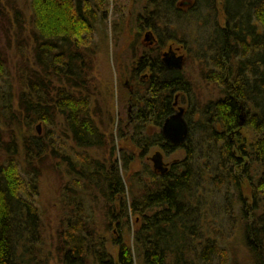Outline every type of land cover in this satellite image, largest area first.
Masks as SVG:
<instances>
[{
    "label": "trees",
    "instance_id": "16d2710c",
    "mask_svg": "<svg viewBox=\"0 0 264 264\" xmlns=\"http://www.w3.org/2000/svg\"><path fill=\"white\" fill-rule=\"evenodd\" d=\"M14 1L0 0V23L7 5L17 27L27 28L32 64L15 99L0 55V264H52L54 258L55 264H136V257L141 264H236L225 243L234 234L253 264H264V0H142L136 24L152 35L133 58L134 74L144 73L134 92L133 142L142 158L152 147L184 154L164 173L142 164L130 188L122 170L130 171L133 157L123 152L119 160L114 140L108 146L90 89L95 36L109 11L120 15L121 0H26V28ZM185 27L200 35L195 58L209 93L204 100L182 71L161 60L166 46L190 47L180 36ZM181 93L188 94L189 134L175 146L148 129L162 126ZM242 112L251 143L232 138ZM58 118L74 153H59L64 148L53 132L34 131L35 123L47 129ZM106 148L108 158L89 154ZM57 159L68 179L57 230L46 240L35 201L40 166L48 161L55 168ZM97 198L106 226H117V260L91 220Z\"/></svg>",
    "mask_w": 264,
    "mask_h": 264
},
{
    "label": "rangeland",
    "instance_id": "374dc122",
    "mask_svg": "<svg viewBox=\"0 0 264 264\" xmlns=\"http://www.w3.org/2000/svg\"><path fill=\"white\" fill-rule=\"evenodd\" d=\"M142 0H121V11L120 15L112 13L109 11L108 19L102 23L98 32L95 36L99 44L98 52L95 56L94 70L91 73L90 89L92 91V106L97 112V122L100 125V129L104 130L108 137V146L114 144L118 148L117 158L121 160L123 157L122 153L132 155L133 159L130 165V171L122 170L123 178L130 188L131 184L135 183L132 179L130 182V177L135 176L138 173L142 164H149L153 168V162L151 156H153L157 151L161 153L164 166H168V163L176 158L183 157V150H176L171 154H166L159 147H152L144 158L140 156L141 150L133 142V122L132 117L136 111V92L137 88H141L142 79L141 76H136L133 72L134 59L147 50L149 41L146 35L151 32L144 28L138 30L137 27V17L142 9ZM14 5L24 13V17L21 16L20 23L28 27L29 21V11L26 0H15ZM9 6L6 5L4 10L7 14L6 18L0 23V55L5 59L6 62V80L12 84V93L14 98L20 91L25 89V79L23 77L27 75L28 70L31 68L32 53L31 46L27 40L26 29H20L17 27L18 23L14 20L12 15V10H8ZM221 18V17H220ZM115 25L116 30L114 29ZM183 21L181 24H184ZM185 25V24H184ZM183 25V26H184ZM190 27V25H188ZM192 27V26H191ZM182 35L188 41L190 47L187 45L184 48H180L184 54V64L182 73L188 79L197 94V97L204 100L208 96L207 84L201 79V67L199 62L195 58V52L198 47V37H200L198 30H192L190 28H183ZM16 33V34H14ZM202 32H200L201 34ZM152 35V32H151ZM148 34V36L151 37ZM137 38V40H136ZM18 40V41H17ZM135 41V45L134 42ZM139 42V43H137ZM21 45L20 50L17 44ZM137 43V44H136ZM173 48L177 45H172ZM164 47L161 53L167 50ZM134 74V75H133ZM144 73H142L143 76ZM187 95V96H185ZM188 94H180L176 100L178 107H182L184 110L188 108L189 100ZM184 102H182V100ZM17 105V101L15 102ZM139 105V104H138ZM24 128H22L23 132ZM46 130H49L51 134H56L59 136L60 143H62L64 150L57 147L59 153H74L72 148V143L70 139L65 137V132L61 128L60 119H57V123L54 127L45 128L42 123H35L34 131L39 135H43ZM155 130L159 131L160 128L149 127L148 133L151 134ZM53 132V133H52ZM64 133V134H63ZM7 132L3 133L4 140H7ZM20 137L19 133L16 135ZM16 137V138H17ZM245 139L246 142L251 143L254 139L251 131L243 125L239 132L232 134V138ZM20 148V144L17 145ZM89 154L93 157L103 159L108 158L109 153L106 149H90ZM5 158V155L0 151V161ZM53 164V163H52ZM57 167L54 168V164L46 161L41 165V175L39 176L38 192L36 196V205L40 210L45 232L44 236L46 240L52 237L56 228L58 227L59 219L62 216V201L60 191L64 186V183L68 179L65 175V165L61 163V159H57ZM255 165L252 167V173L256 177ZM258 172V171H257ZM135 178V177H134ZM246 193L249 190L246 189ZM93 202V201H92ZM94 209L91 210L92 217L91 220L94 224L95 229L99 234H101L106 240V249L108 253L112 256L114 260H117V246L114 244L113 240L118 236V230L116 223H112L109 227L106 226V216L105 209H103L100 198L93 202ZM131 235L127 236V242L131 243ZM228 246L229 254L231 260L236 264H253L252 259L246 252L245 247L240 241V235L234 234L230 236L226 241ZM55 258L51 261L55 264ZM136 264H141L140 261L135 258ZM85 264H96L91 259H88Z\"/></svg>",
    "mask_w": 264,
    "mask_h": 264
},
{
    "label": "water",
    "instance_id": "95a60500",
    "mask_svg": "<svg viewBox=\"0 0 264 264\" xmlns=\"http://www.w3.org/2000/svg\"><path fill=\"white\" fill-rule=\"evenodd\" d=\"M146 38L148 39V34L146 35ZM162 62L164 66L169 69L180 71L183 68V56L176 55L173 52L172 47H169L167 51L163 52ZM183 110L184 109L182 107H178L175 114L166 118L160 128L162 136L175 146H179L184 143L189 132L188 125L183 117ZM240 118L241 121L239 126H242L244 116L241 115ZM151 160L153 162V168L156 171H159L160 173H164L166 171L160 152L157 151L153 156H151Z\"/></svg>",
    "mask_w": 264,
    "mask_h": 264
},
{
    "label": "flooded vegetation",
    "instance_id": "af4514ba",
    "mask_svg": "<svg viewBox=\"0 0 264 264\" xmlns=\"http://www.w3.org/2000/svg\"><path fill=\"white\" fill-rule=\"evenodd\" d=\"M169 47H172V49H173V52L176 54V55H182L183 56V64H184V59H185V57H184V54L182 53V51L180 50V47H174L173 48V46L172 45H170ZM169 47H167V50L169 49ZM167 50H165V51H167ZM165 51H163V52H165ZM163 52L161 53V60H162V54H163ZM163 63V62H162ZM174 70V69H173ZM136 76H141V79H142V73H138Z\"/></svg>",
    "mask_w": 264,
    "mask_h": 264
},
{
    "label": "bare ground",
    "instance_id": "6f19581e",
    "mask_svg": "<svg viewBox=\"0 0 264 264\" xmlns=\"http://www.w3.org/2000/svg\"><path fill=\"white\" fill-rule=\"evenodd\" d=\"M177 105V101H176V104H175V106ZM178 109V108H177ZM177 109H175V111L177 110ZM175 111L171 114V115H173V114H175ZM170 115V116H171ZM242 115L245 117V115H244V113L242 112ZM183 117H184V120L186 121V123H187V125H188V129H189V124H188V121H187V118H186V116H185V110H183ZM168 118V117H167ZM240 121H241V118H240ZM240 121H239V123H240ZM243 125H244V121H243ZM243 125L242 126H239V124H238V128L235 130V132H239V130L243 127ZM161 128V127H160ZM160 131V130H159ZM189 131V130H188ZM188 134H189V132H188ZM188 137V136H187ZM187 137H186V139H187ZM185 139V140H186ZM180 146V145H179ZM165 167H166V170H167V166L165 165Z\"/></svg>",
    "mask_w": 264,
    "mask_h": 264
}]
</instances>
